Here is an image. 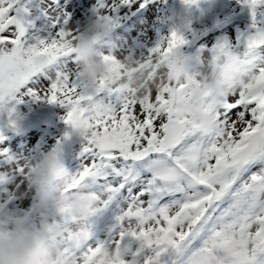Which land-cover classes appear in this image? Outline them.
<instances>
[{"label": "snow or ice", "instance_id": "obj_1", "mask_svg": "<svg viewBox=\"0 0 264 264\" xmlns=\"http://www.w3.org/2000/svg\"><path fill=\"white\" fill-rule=\"evenodd\" d=\"M27 2L0 0V185L11 187L9 199L31 198L27 161L4 144V130L17 126V106L30 98L65 107L64 122L86 141L68 195L84 189L91 196L84 219L74 221L61 208L50 221L63 234L57 264H103L102 254L114 248L122 253L116 264H264V0H243L255 29L243 54L256 65L255 80L207 103L203 124L184 111L194 99L189 83L165 80L153 68L186 43L183 35L173 31L139 55L110 38L125 13L150 0H97L96 24L108 33L101 55L110 68L94 87L83 80L70 44L79 29L67 14L57 16L56 35L30 43ZM220 49L233 46L217 43L197 57ZM125 57L152 74L139 101L109 82ZM157 76L160 86L152 88ZM191 81L198 84V75ZM117 198L124 205L116 225L96 237L91 217ZM6 203L0 201V215Z\"/></svg>", "mask_w": 264, "mask_h": 264}, {"label": "clouds", "instance_id": "obj_2", "mask_svg": "<svg viewBox=\"0 0 264 264\" xmlns=\"http://www.w3.org/2000/svg\"><path fill=\"white\" fill-rule=\"evenodd\" d=\"M107 36L96 23H87L70 42L82 78L92 87L108 76L110 65L101 55ZM157 61L153 68L163 72L165 80L180 79L189 83L194 99L184 105V111L193 122L201 124L207 120V103L252 84L257 75L252 59L235 50L220 49L201 60L176 48ZM122 63L121 73L109 82L139 101L149 91L152 74H146L144 66L131 57H125ZM193 74L198 75V84L192 83ZM159 86L157 76L152 88ZM25 166L26 183L45 222L30 223L19 216L0 219V264H57L64 258L63 234L50 221L61 208L74 221L84 219L91 193L80 189L68 195L73 177L57 153L27 161ZM121 258L122 253L116 248L105 251L101 257L103 264H116Z\"/></svg>", "mask_w": 264, "mask_h": 264}, {"label": "rangeland", "instance_id": "obj_3", "mask_svg": "<svg viewBox=\"0 0 264 264\" xmlns=\"http://www.w3.org/2000/svg\"><path fill=\"white\" fill-rule=\"evenodd\" d=\"M51 1V2H50ZM23 2V0H22ZM97 0H28L26 21V37L30 43L40 39L46 41L54 37L59 25L55 23L57 16L67 14L69 23L80 29L87 23H96L94 8ZM54 5V6H53ZM146 7H154L153 22L135 21L134 11L125 13L110 33V38H119L126 42V47L137 55L154 47L162 38H167L175 31L183 35L186 43L181 47L192 57L206 53L217 43L227 41L233 50H246L245 37L254 32L252 15L243 0H200L198 6H188L185 0H150ZM49 15H53L54 19ZM243 19L234 21L236 17ZM260 19V16H257ZM139 25V29H135ZM144 26V27H143ZM147 35V37H144ZM19 117H30L33 113L44 114L47 128H36L25 135L5 134L4 144L11 156L21 161H33L53 152L64 131H72L63 141L73 148L70 153L60 157L70 174H75L81 166V152L86 141L79 131L64 122L67 109L59 104H50L46 100L32 101L30 98L17 106ZM13 194L9 185H0V201H7L6 211L0 219L19 216L30 223H40L42 216L35 199H9ZM124 205L122 198H117L107 208L91 217L92 230L98 238H104L117 223V216Z\"/></svg>", "mask_w": 264, "mask_h": 264}, {"label": "water", "instance_id": "obj_4", "mask_svg": "<svg viewBox=\"0 0 264 264\" xmlns=\"http://www.w3.org/2000/svg\"><path fill=\"white\" fill-rule=\"evenodd\" d=\"M42 122H43V116L40 114H35L32 119L19 118L17 121L16 128L14 130L13 129H5L4 133H7L9 131L10 132H24L25 130H29L34 126H42ZM21 123L25 124V126H24L25 130H20L19 124H21ZM63 139H65V136H63ZM56 150H57L58 155H62L65 152V147L62 144H59L56 146Z\"/></svg>", "mask_w": 264, "mask_h": 264}, {"label": "bare ground", "instance_id": "obj_5", "mask_svg": "<svg viewBox=\"0 0 264 264\" xmlns=\"http://www.w3.org/2000/svg\"><path fill=\"white\" fill-rule=\"evenodd\" d=\"M51 2V1H50ZM54 6V5H53ZM154 7H144L142 9H137L133 12V17L135 18V21L138 23L139 21H148L150 23L153 22L152 15L154 14L155 10H153ZM54 19L53 15H49ZM127 24L125 23H120L117 25V27H126ZM144 27V26H143ZM135 29H139V25H136ZM144 37H147V35H144Z\"/></svg>", "mask_w": 264, "mask_h": 264}]
</instances>
